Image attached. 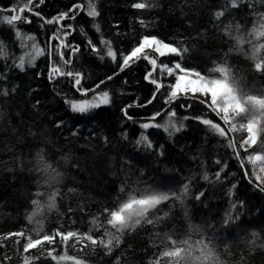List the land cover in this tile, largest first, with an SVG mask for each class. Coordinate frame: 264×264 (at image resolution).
Here are the masks:
<instances>
[{
	"label": "trees",
	"instance_id": "1",
	"mask_svg": "<svg viewBox=\"0 0 264 264\" xmlns=\"http://www.w3.org/2000/svg\"><path fill=\"white\" fill-rule=\"evenodd\" d=\"M91 2L95 17L88 15L89 0H34L39 15L23 13L30 23H0V264H25L26 257L31 264H173L162 255L173 248L171 240L191 243L181 264H214L194 259L204 245L225 264H264V185L248 161L260 151L264 132L249 150L241 148L206 101L185 94L168 101L175 74L162 75L159 66L153 71L143 58L128 66L122 60L145 36L156 37L180 49V54L158 58L150 54L160 66L179 63L186 72L212 80L222 78L213 69L224 65L242 93L264 97V71L255 68L252 57L258 48L257 57L264 60V36L254 33L264 22V0H237L236 6L232 0ZM138 2L147 6L133 7ZM18 3L0 0V9ZM62 13L74 18L46 23ZM12 14L0 12V17ZM61 25L70 33L64 43L79 49L61 48L63 60L56 52L60 41L52 39L63 35ZM102 40L109 42L115 60L107 56ZM34 43L43 53L30 64ZM22 56L23 68L18 66ZM54 65L80 73V85L74 76L52 74ZM149 73L163 85L161 90L146 79ZM103 92L110 102L86 113L73 112L67 103ZM171 112L179 131L163 127ZM204 119L220 125L226 135L213 132ZM145 123L160 126L145 129ZM45 165L50 166L46 171ZM153 192L170 199L150 209L135 227L118 232L108 225L109 212L130 196ZM53 193L56 207L49 208ZM69 231L77 237L62 242L57 235L53 243L23 250L28 237ZM18 232L24 236L14 235ZM106 232L114 237L108 246Z\"/></svg>",
	"mask_w": 264,
	"mask_h": 264
},
{
	"label": "snow or ice",
	"instance_id": "2",
	"mask_svg": "<svg viewBox=\"0 0 264 264\" xmlns=\"http://www.w3.org/2000/svg\"><path fill=\"white\" fill-rule=\"evenodd\" d=\"M40 3H43V0H40ZM237 0H232V6H236ZM147 5L143 2H138L133 5V7L137 9H143ZM81 6L77 5L73 11L76 9H79ZM88 8V15L95 17L98 15V12L95 10L94 3L89 0V3L87 5ZM9 11L14 14L11 16L4 15L0 17V23H7L8 25L15 27L17 22H23V23H30V19L25 17L23 13L25 11L32 12L35 15H39V13H34V0H19V3L16 7H11L9 9H0V12ZM222 15V13H217V16ZM74 18V16H69L68 13H62L60 16L53 18L51 20L46 21L48 24L57 23L59 24L60 21H63L64 19H71ZM70 28V26H68ZM60 32L63 33V35H54L52 39H56L60 41V44L56 47V52L60 55L61 60H63V52L60 51L61 48H71L70 45L65 44L64 40L66 39L67 35L70 34L67 31H65L64 26L61 25ZM254 33L256 36H264V22L260 24L259 30H254ZM17 35L20 36L19 32H17ZM29 39H33L32 37H29ZM238 42L240 41V38L237 37ZM102 44L105 45L107 49V56L111 57L113 60L116 59V54L114 53L113 49L111 48L109 42L107 41H101ZM89 45L92 47V50L95 52L97 49L94 45L91 44V41H89ZM33 47V54L28 57L27 62L33 63L35 58L38 57L43 53V50L40 49L35 43L32 45ZM261 47H264V45H261ZM153 49L156 53L159 54V56H164L166 53H175L180 54V49L177 47H174L170 44L163 43L156 39L155 37H147L145 36L138 44V46L134 47L131 52L127 55L122 56L123 60V66H128L130 62L134 60H138L140 58H143L147 60L153 68V71L156 70L158 67L157 60L155 58L150 57L146 52L145 49ZM73 53L76 51H79L78 47L71 48ZM186 51V49H185ZM259 49H254L252 53V57L256 59L255 68L258 71H264V60H261L257 57V52ZM0 54H3V46L0 45ZM103 58V57H101ZM65 64L70 63V61H64ZM25 64V58L22 56L20 57V63L19 67L23 68ZM123 70V67L121 68ZM175 70H179L181 73H184V75H178L176 77V83L171 86L170 96L169 100L174 99L178 92H200V93H211V104L210 107H212V110L217 113L218 116L223 120L224 124L229 125V128L227 131H236V130H246L248 133V138L240 144L241 148H245V146L251 147L253 145L257 144L259 133L264 132V97L251 95L247 93H242L241 90L237 86V82L235 78L232 76L231 71L229 68H227L224 65L217 66L213 71L218 72L221 74V79H212V80H205L204 77L200 75V73L196 72L193 73L196 80H188L187 72L185 69L181 67L179 63H176L174 65V68L168 67L167 65L162 66V71H167L169 75H172ZM52 74H59V75H67V76H74L75 77V84L77 86L81 83V74L80 73H73L72 71L64 72L60 67L53 66L52 68ZM152 73H149V75L146 77V79H150L151 83L156 85L157 91L163 85L159 83L156 79H151ZM83 95H87V90H82ZM6 94V93H5ZM155 98V97H153ZM110 102V97L108 92H103L98 95H94L91 100L84 99L80 101L75 100H68L67 103L71 107V110L73 112H79V113H86L90 111L91 109L98 108L101 105L108 104ZM151 103V100L149 101ZM126 114V110H125ZM222 114V115H221ZM160 113H156L152 117L153 120L156 119V116H159ZM175 116L174 112L169 113V120L166 122L163 127L165 131H168L169 127L173 129V131H179L180 128L175 127V125L172 123L171 118ZM237 118H242V121H237ZM202 123L204 125H207L210 127V129L220 135L221 137H224L226 135V130L222 128L220 125L213 123L212 121L208 119L202 120ZM152 126H160V125H152L150 123L142 124V128H149ZM182 127V125H181ZM171 134V133H170ZM141 142H146V137H141ZM148 147H151V144L148 143ZM230 147H234L233 144H229ZM248 161L253 164L255 167L257 164L260 165L259 167V173L256 175L257 180H260L264 182V142L260 144V151L248 156ZM255 174V173H254ZM123 190V189H122ZM188 191V186L184 185V193L186 194ZM171 197H174L177 200L182 199V195H177L176 193H172ZM199 198V197H197ZM170 199V195L166 193H151L147 195H142L139 198L136 196H130L129 199L122 203L118 210L109 212V219L107 220L108 225H111L112 228L116 229L118 232L122 231L123 229L129 228V227H135V225H139L141 221L146 217V214L149 212L150 209L154 208L156 205H158L161 201H166ZM34 204L37 205V209L39 210L40 204L38 201H33ZM55 203V193H53L49 197V203L48 207L52 208ZM36 215V212L33 213V216ZM31 220L32 217H29ZM148 223H151V220L147 221ZM14 235L18 237H23V232L15 233ZM60 236L62 242H67L70 238L77 237V233L69 231L67 234L63 233H55L54 235H44L42 238H38L33 240L31 237L27 238V243L24 244L23 250L24 252H28L30 249L37 248L38 246H41L43 243H53L55 240V236ZM105 235L108 237L107 244L105 246L111 245L113 242V235L111 232H106ZM255 236L256 234L253 233ZM87 240L91 241L93 245L97 243L95 239H93L92 236H87ZM169 239H171L169 237ZM101 244H104V240L99 241ZM171 243L173 245V248L171 250L164 251L162 253L163 257H169L173 259V264H181V261L185 259V257L188 255L190 251H192L191 243L187 240L180 241L177 243L175 240H171ZM207 246L204 245L200 252L201 254L194 259L196 261H207L210 259V251H206ZM48 255H51V252L48 253ZM30 257L25 258V264H31ZM53 259H57V257H53ZM59 260L64 259H71L70 257L61 256L58 258ZM76 264H81L80 261H76ZM156 264H159V261L156 262Z\"/></svg>",
	"mask_w": 264,
	"mask_h": 264
},
{
	"label": "rangeland",
	"instance_id": "3",
	"mask_svg": "<svg viewBox=\"0 0 264 264\" xmlns=\"http://www.w3.org/2000/svg\"><path fill=\"white\" fill-rule=\"evenodd\" d=\"M156 38V37H155ZM156 39H158V38H156ZM159 40V39H158ZM159 41H161V40H159ZM161 42H163V41H161ZM164 43V42H163ZM172 46H174V45H172ZM175 47V46H174ZM145 52L148 54V55H150L151 54V56H154V57H156V58H158L159 57V54L158 53H156L153 49H148V48H146L145 49ZM167 54H171V53H166V55ZM159 67H161V69H162V66H160V64L158 63L157 64ZM161 72H162V75H165V76H170L168 73H167V71H162L161 70ZM174 74H175V79L172 81V83L170 84V90H169V94H168V97H167V99H168V101H172V100H169V96H170V91H171V86L172 85H174L175 83H176V77L178 76V75H184V73H181L179 70H175L174 71V73L171 75V76H174ZM186 79H188V80H196L197 78L195 77V75H193L192 73H188L187 72V77H186ZM188 95V96H191V97H196V98H199V99H202L203 101H206L209 105L211 104V93L209 92V93H207V94H205V93H200V92H192V91H188V92H178V94H177V96H179V95ZM176 96V97H177ZM92 98H90L89 100H91ZM222 115V114H221ZM237 121H240V122H244V121H242V118H237ZM233 134H234V137L238 140V141H240L241 143L242 142H244L247 138H248V133H247V131L246 130H236V131H233ZM245 149H250V147H248V146H245ZM251 165H252V170H253V172L255 173L254 174V176H255V178H256V175L257 174H260L259 173V167H260V165L259 164H257L255 167L253 166V164L252 163H250ZM257 179V178H256ZM257 181H259L262 185H264V182H262V181H260V180H257Z\"/></svg>",
	"mask_w": 264,
	"mask_h": 264
},
{
	"label": "clouds",
	"instance_id": "4",
	"mask_svg": "<svg viewBox=\"0 0 264 264\" xmlns=\"http://www.w3.org/2000/svg\"><path fill=\"white\" fill-rule=\"evenodd\" d=\"M41 159H43L41 157ZM50 166L49 165H45L44 170L46 171ZM61 179L60 181H62L63 179V173H59ZM44 184L47 185V182H43ZM56 204L54 203V206L52 208H55ZM210 251V260L214 261V264H225V261L221 260L220 257L218 256V254H216L213 250H209Z\"/></svg>",
	"mask_w": 264,
	"mask_h": 264
},
{
	"label": "bare ground",
	"instance_id": "5",
	"mask_svg": "<svg viewBox=\"0 0 264 264\" xmlns=\"http://www.w3.org/2000/svg\"><path fill=\"white\" fill-rule=\"evenodd\" d=\"M145 1V0H144ZM14 14V13H13ZM61 22V21H60ZM159 90H161V88L159 89Z\"/></svg>",
	"mask_w": 264,
	"mask_h": 264
}]
</instances>
